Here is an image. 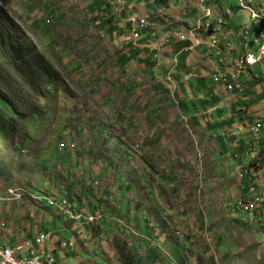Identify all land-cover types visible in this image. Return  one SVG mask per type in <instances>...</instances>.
<instances>
[{"label": "rangeland", "instance_id": "1", "mask_svg": "<svg viewBox=\"0 0 264 264\" xmlns=\"http://www.w3.org/2000/svg\"><path fill=\"white\" fill-rule=\"evenodd\" d=\"M120 1L123 7L116 0H0V98L8 103H0V190L16 197L0 205V243L29 241L37 250L39 233L49 237L44 245L55 264H264V147H257L264 134H254L262 126L256 121H264V60L251 77L238 81L237 68L229 67L227 80L215 82L227 90L223 103L243 129L256 119L240 149L231 135H219L231 133L228 120L212 132L200 124L203 100L195 97L207 88L187 89L208 82L204 76L214 70L198 67L208 60L199 31L217 32L222 19L237 29L242 12L204 8L200 22L197 0ZM129 15L152 39L127 42ZM189 16L191 33H199L185 35L193 44L185 52L190 65L180 66L175 82L163 70H176L183 57L169 54L168 34L183 31ZM230 32L236 43L233 29L222 30ZM213 38L225 44L226 64L243 54L237 43ZM14 40L26 52L13 49L17 63L3 49ZM211 53L218 64L221 48ZM209 93L222 105L221 89L203 95ZM254 96L261 103L244 104ZM3 114L13 115L11 124Z\"/></svg>", "mask_w": 264, "mask_h": 264}, {"label": "crops", "instance_id": "2", "mask_svg": "<svg viewBox=\"0 0 264 264\" xmlns=\"http://www.w3.org/2000/svg\"><path fill=\"white\" fill-rule=\"evenodd\" d=\"M119 1V0H118ZM231 20H232V17H231ZM192 21V20H191ZM195 23L194 22H192L191 23V27L194 25ZM227 27L229 28V29H233V30H236L235 28H234V26L232 25V23H231V21H229V23H228V25H227ZM177 29V28H176ZM219 29H220V27H219ZM222 30H223V28H222ZM142 32H145L144 33V36H143V38H149L150 37V39H152V36H151V34L149 35L148 34V31H143V30H141ZM119 32V31H118ZM175 35H178L177 37H175V38H177L175 41H173V43L170 45V49H169V54L170 55H173V56H176V57H178V56H180V55H182V57H183V64L184 65H182V68H184V67H187L188 65H190V63H187L186 61H184V59H185V55L186 56H188L187 55V53H185L186 51H189V49L187 48V46H186V44H185V42H184V39H186L185 38V35H190V36H195L196 35V33L194 34V33H191V34H189V33H187L186 31L184 32V33H180L179 31H176L175 30ZM179 33V34H178ZM232 32H230V34H228V33H224V36H229V38H232V37H234V35L233 34H231ZM148 34V35H147ZM138 35H140L141 37H142V33L140 34V32H138ZM131 36H134V34L132 33V35ZM140 36H138V37H140ZM221 42H223V41H221ZM144 43H146V41L144 42ZM195 45H196V42H195ZM198 45V44H197ZM168 46V45H167ZM165 47V46H164ZM199 50H204V46L203 47H199ZM162 52H164L165 53V50H163V51H161L160 52V54L162 53ZM163 53V54H164ZM162 55V54H161ZM198 56H199V54H196L194 57H195V60L198 58ZM203 56H205V55H203ZM211 56H212V54H211ZM193 57V58H194ZM203 58V57H202ZM179 61V59H177V62ZM163 64H168V61L166 60V62H163ZM205 64H210V67H214V62H213V59L212 60H203L202 61V63H201V61L200 62H198V67L200 68V67H202V69H204V68H206V67H204L205 66ZM179 68V67H178ZM176 69V70H171V69H169L168 70V72H167V70H163V72H165L164 74H170V73H173L172 75H173V77H174V80H175V82L177 81V73L180 71V69L181 68H179V69ZM199 68H198V70H197V72H196V76L199 74ZM205 70V69H204ZM195 76V77H196ZM205 78H207L208 79V82H206V83H209V84H211V85H208V86H206V83H204L203 81H201V80H198L199 82H200V85L199 84H197V83H190V85L187 87V89H188V91L192 88V89H196V87L197 88H200V87H203V86H205V88H207V91H205V93H203V94H206L207 92H211V91H213V90H222V105H219L218 104V102H221V101H219L220 100V98H221V96H215L214 95V93L211 95L210 93L209 94H207V95H203V94H198V95H196V97L195 98H197L198 100H203V101H201L200 102V104H199V107L196 109V110H201V112H202V117L205 119V123H200V124H202V126H205V125H207V129H208V131H210V132H212V131H214L213 129H215L216 128V126H218V125H215L217 122H221V120H223V121H226V120H228V123L231 125V129H230V134H228V133H224V132H221L219 135H221L222 136V134H223V136H229V135H231V138H233L234 139V141L235 142H237V146H238V148L239 147H241L240 145L243 143V142H246L247 141V138H250L251 139V137H246V136H249L250 135V131H249V127H250V125H253V123H254V121L256 120H253L249 125H247V128L246 129H243V126H244V123L243 122H241V121H239L238 119H236V118H233V117H231L230 116V112H229V110L227 109V107H225V105H224V103H223V100L225 101L226 99L225 98H229L228 96H225V98L223 97V95H224V92H226L227 90L225 89V90H223V88L221 87V86H218V85H216V84H213L211 81H210V79L208 78V77H206V76H204ZM201 78H203V77H201ZM243 81H245V83L246 84H248V82H247V79H244V80H242L241 82H243ZM177 84V83H176ZM174 85V84H173ZM203 85V86H202ZM234 86H235V84H234ZM177 90V93H176V97H180V96H183L185 99H186V96H185V94L188 92V91H186L184 88H183V91L185 92V94H183V93H181L180 91H178V89H176ZM228 93V92H227ZM175 96V95H174ZM207 99V100H206ZM239 99H242V97H239ZM243 102H244V104H246V103H251V106H252V104L253 105H256L257 103H261V100L259 99V98H257V96H254L253 98H247V97H245L244 98V100H243ZM222 106H224V107H222ZM229 106H230V103H229ZM193 109H194V107H193ZM192 109V106L190 107V110H187L185 107L184 108H182V110H183V112L185 113V114H187V112L188 111H192L193 110ZM234 109V107H233V104L230 106V110H233ZM207 112H210V113H208V115H207V118H206V113ZM223 112L225 113L224 115H222L221 116V114H223ZM205 113V114H204ZM196 114V112L194 113V115ZM220 116H219V115ZM252 114V110H248V112H247V115H251ZM261 117H263V119H264V110L262 111V116ZM207 119L209 120V122H207ZM257 119H261V118H257ZM257 121H262V120H257ZM263 123H264V121H262ZM203 124H205V125H203ZM240 125V126H239ZM232 130H234V131H232ZM244 131V132H243ZM245 134H247V135H245ZM259 137L262 135V134H264V128H261L260 129V131H259ZM223 139L224 138H222V137H218V144L219 145H221L222 143H223ZM259 142H261V143H259L258 144V146L257 147H259L260 145H262V147H264V138L263 139H261V138H259ZM231 147V146H230ZM250 146H248L247 148H249ZM228 148V149H227ZM240 149V148H239ZM59 150V149H58ZM221 150L223 151V152H226L227 150H232V152H234V151H237V150H235L233 147L232 148H229V147H226V148H222L221 147ZM231 152V153H232ZM249 155V157H250V154H248ZM216 157L219 159L220 158V156H218V155H216ZM250 158H252V157H250ZM259 159V158H258ZM251 164H252V162H251ZM256 164H260L259 162H257ZM230 165V164H229ZM231 166V165H230ZM231 170H233V167L231 166ZM234 169H235V167H234ZM230 170V171H231ZM233 173V172H232ZM233 176V175H232ZM2 211V209L0 208V212ZM1 238V237H0ZM3 239V238H2ZM7 240L8 239H4V242H7ZM48 242H49V239H48Z\"/></svg>", "mask_w": 264, "mask_h": 264}, {"label": "clouds", "instance_id": "3", "mask_svg": "<svg viewBox=\"0 0 264 264\" xmlns=\"http://www.w3.org/2000/svg\"><path fill=\"white\" fill-rule=\"evenodd\" d=\"M221 1L222 0H213V2H212L213 4H211L212 6L210 7L208 4L211 3V0H197L196 1V11L194 10V12H197L198 16L201 15V11L204 8H209V9H212L213 12H216L217 8L220 5L219 3H221ZM226 1L229 3H232V5H234L233 7H232V5H228L226 8V11L233 8V10H235V11H241L242 12V15H240L238 17V20L240 21V23L237 25V29L239 30V33L241 36L242 35L247 36V38L250 42V44H248V50L252 53H256V51H257L256 49H258L260 46L264 45V0L263 1L262 0H241V1H239V0H226ZM116 2L120 4L123 1L116 0ZM110 4H112V2ZM120 7H123V5L120 4ZM116 9L119 10L117 7H116ZM118 12L122 13V10L117 11V14L119 15ZM143 13H146V12L142 11L137 15H140ZM244 13H245V15H244ZM230 14H231V16H234V14H232V11L230 12ZM133 16L134 15H129L126 18V22L131 24L129 18H131ZM190 17L191 16H189V17H187V19H185L187 26L191 22L192 18L190 19ZM218 17H220V16H218ZM220 18L222 19V17H220ZM193 19H194V17H193ZM212 25H214V22H212ZM185 28H182L183 31H179V32L184 33L186 31ZM222 28H223V23L220 25V29H218L217 32H215V33H212L211 31H202L201 30L199 32L203 33V35H201L200 41L198 39H195V41L198 40V43H199L198 45H200V47L204 46L203 55H205L208 58V60L213 59L214 69L216 68V70H218V71H225L227 69V67H229V64L225 63V64H219L218 65L217 64L218 58L210 55V53L207 51V47H206L205 43H207L209 40H211V38L215 37L219 41L230 42L234 46L236 43L231 41L229 36L223 35ZM198 33H196V34H198ZM260 34H262V36H260ZM142 35L144 36V33H142ZM168 35L170 36L171 42H173L177 39V38H175V33L168 34ZM127 38L129 39L127 42L133 41V43H135V41H137V40L131 39V34L129 36H127ZM141 38H139V39H141ZM254 38L257 39V41H258L257 43H251ZM186 40H187V37H186V39H184V42ZM192 45L193 44H190L188 46L191 47ZM192 49H194V48H192ZM196 54H197V51H196L195 55ZM263 60H264V54L260 56L259 60L256 63H254L251 66H247L241 73H239L238 76L236 77V79L238 81H240L241 80L240 77L243 73L248 74L247 77H251V75L253 74V71H252L253 66L262 62ZM211 73H212V71L207 72V77L210 79H211V77H210ZM211 81H212V79H211ZM214 84H216V83H214ZM221 87L223 88V86H221ZM223 90H225V88H223ZM256 122H260V124L262 125L261 128H264V123L262 121H256ZM251 126H253V125H250V127ZM250 127H249V131H250ZM63 147H65L64 144L59 143L57 148L61 149L63 151V150H65V148H63Z\"/></svg>", "mask_w": 264, "mask_h": 264}, {"label": "built area", "instance_id": "4", "mask_svg": "<svg viewBox=\"0 0 264 264\" xmlns=\"http://www.w3.org/2000/svg\"><path fill=\"white\" fill-rule=\"evenodd\" d=\"M205 9L202 10V22L206 18V13L204 12ZM149 15V14H148ZM148 17V16H146ZM132 26L131 35L134 32H142L141 26H136V18L132 17L130 20ZM216 25H221V20L216 23ZM186 32L191 34V22L188 26H186ZM145 33V32H142ZM213 33V32H212ZM143 36V35H142ZM262 36V34H260ZM243 38V35H242ZM257 39H253L251 43H257ZM207 47V51L211 55V51L213 48H221V60L218 64H225V58L229 54L226 52L225 44H218L215 39L213 38L212 43H205ZM246 46V53H243L239 58L229 64V67H236L238 74L241 73L247 66H251L256 63L259 58L260 54H264V50H262V46H260L256 53H252L248 50L249 41H245ZM156 49H158V45H154ZM191 49L190 46L187 47ZM213 83L220 82L221 80H227V71H222L221 76H210ZM232 89V83H229V90ZM255 133V132H254ZM252 189V188H250ZM250 192V191H249ZM16 199L13 197L11 193H7L3 189L0 190V203L9 202ZM6 222L1 218L0 219V231L4 230ZM49 237H39V234L34 238V242L41 246L43 242H46ZM19 245H27L28 246V255H21L19 252ZM18 263H25V264H55V259L53 258L52 250L46 248V246L41 247L37 250L33 249L30 246L29 241H20L17 239L13 240V243L2 242L0 243V264H18Z\"/></svg>", "mask_w": 264, "mask_h": 264}, {"label": "trees", "instance_id": "5", "mask_svg": "<svg viewBox=\"0 0 264 264\" xmlns=\"http://www.w3.org/2000/svg\"><path fill=\"white\" fill-rule=\"evenodd\" d=\"M0 23L1 24H4V22L2 21V19L0 18ZM7 30H9V29H7ZM142 33V32H141ZM140 33V34H141ZM133 41H129L128 43H131V44H134V43H132ZM138 42H140V44L141 43H143V42H145L144 41V39L143 38H141V39H138L137 41H135V43H138ZM16 48V52L17 53H20L22 56H25L26 55V52L25 51H22V47H21V45L18 43V40H14V42H11V45H9V43L8 42H6V43H3V49H4V51L9 55V57L11 58V54H12V51H13V49H15ZM143 49H145V48H143ZM145 51H146V49H145ZM15 57H13L12 56V58H11V61H15V63H17V61L16 60H18L19 59V56L17 55V54H15L14 55ZM3 57V56H2ZM0 58H1V55H0ZM36 59H38L37 57H35ZM181 63V64H180ZM6 64V63H5ZM182 65H184L183 64V60L182 61H180L179 62V67L180 66H182ZM31 67V72L32 73H34L33 72V67L32 66H30ZM181 68V67H180ZM0 103L1 104H5L6 106L8 105V103L6 102V100L4 99V98H0ZM0 104V105H1ZM4 116H2V119L4 120V122H7L8 124H11V121L9 122V120H10V118H11V120H13V115L12 116H7V115H5V114H3ZM9 131L11 132V130L9 129ZM61 144H62V142H60Z\"/></svg>", "mask_w": 264, "mask_h": 264}, {"label": "bare ground", "instance_id": "6", "mask_svg": "<svg viewBox=\"0 0 264 264\" xmlns=\"http://www.w3.org/2000/svg\"><path fill=\"white\" fill-rule=\"evenodd\" d=\"M221 5V8H222V11H223V14L224 15H228L229 14V10L228 11H226V8H227V5L225 6V5H223V4H220ZM232 7H233V5H232ZM232 9V8H231ZM230 9V10H231ZM205 12V11H204ZM241 12V11H240ZM221 23H222V20H221ZM228 23H229V21H228ZM224 25H226V24H224ZM223 25V31H225L226 32V30H227V26H224ZM228 25V24H227ZM217 26H220V25H217ZM235 31V33H236V43L238 44V45H240V46H242V48H243V53H246L247 52V50H246V45L247 44H245V41H249L248 40V38H247V36L246 35H243V38H242V36L240 35V33H239V30L238 29H236V30H234ZM153 34H154V32H152ZM167 45V44H166ZM262 46H264V45H262ZM257 50V49H256ZM262 50H264V48L262 49ZM212 54V53H211ZM262 54H260V56H261ZM213 56V55H212ZM239 58V57H238ZM227 68H229V67H227ZM216 69V68H215ZM214 69V70H215ZM213 70V71H214ZM212 71V72H213ZM226 71H227V69H226ZM211 76V75H210ZM234 89V83H232V89H230L229 91H232ZM261 129V128H260ZM259 131H257V132H255L254 134H257ZM2 203H0V205H1ZM1 219V218H0ZM39 234V233H38ZM37 234V235H38ZM36 235V236H37ZM35 236V237H36ZM34 237V238H35ZM44 243L45 242H43L42 243V245L41 246H39V248H41V247H44L45 245H44ZM24 250V246H22V245H19V252H20V254H21V252ZM18 264H25V263H18Z\"/></svg>", "mask_w": 264, "mask_h": 264}]
</instances>
